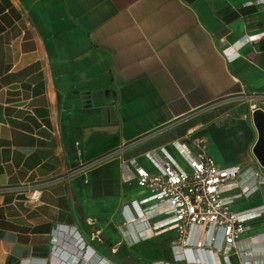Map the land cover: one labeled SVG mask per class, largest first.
Wrapping results in <instances>:
<instances>
[{
  "label": "crops",
  "instance_id": "crops-1",
  "mask_svg": "<svg viewBox=\"0 0 264 264\" xmlns=\"http://www.w3.org/2000/svg\"><path fill=\"white\" fill-rule=\"evenodd\" d=\"M263 27L259 0H0V264H198L173 231L126 220L147 195L132 159L153 170L163 148L183 165L197 139L239 168L236 211L262 207L247 95L264 110V44L221 49ZM209 257L264 264V218Z\"/></svg>",
  "mask_w": 264,
  "mask_h": 264
},
{
  "label": "built area",
  "instance_id": "built-area-1",
  "mask_svg": "<svg viewBox=\"0 0 264 264\" xmlns=\"http://www.w3.org/2000/svg\"><path fill=\"white\" fill-rule=\"evenodd\" d=\"M259 4L264 7V0H259ZM254 43L264 44V27L223 47L221 52L227 59L237 58L245 45ZM247 97L253 102V112L257 107V95ZM179 153L186 167L179 164L163 148L160 149V156L157 152L148 153L155 165L153 170L145 168L134 159L130 160L134 165L132 178L139 187L146 190L147 195L133 202L140 212L136 215L131 213L130 217L126 215V220L148 222L157 233L173 231L176 236L171 241L173 247L190 252L198 264L201 263L197 254L202 248L205 264H211L210 255L217 254L227 258L237 248L238 242L251 231L252 222L264 218V205L247 212L234 209L236 197L241 195L232 193L237 187L236 179L240 170L237 167H221L206 152L203 139H197L192 144H181ZM41 192L42 187L39 185L30 187L27 201L39 202ZM252 192L246 190L242 194L250 195ZM126 208L130 206L125 205L124 209ZM69 233L73 234L71 238L75 237L77 249H89L90 246L76 228H71Z\"/></svg>",
  "mask_w": 264,
  "mask_h": 264
},
{
  "label": "water",
  "instance_id": "water-1",
  "mask_svg": "<svg viewBox=\"0 0 264 264\" xmlns=\"http://www.w3.org/2000/svg\"><path fill=\"white\" fill-rule=\"evenodd\" d=\"M252 119L258 131V139L252 152L258 163L264 167V110L256 107L252 112Z\"/></svg>",
  "mask_w": 264,
  "mask_h": 264
},
{
  "label": "rangeland",
  "instance_id": "rangeland-1",
  "mask_svg": "<svg viewBox=\"0 0 264 264\" xmlns=\"http://www.w3.org/2000/svg\"><path fill=\"white\" fill-rule=\"evenodd\" d=\"M183 166H185L186 167V163L184 162L183 163ZM246 202V200H242L241 201V205H243L244 203ZM240 208V206H239V202H237L235 205H234V209L235 210H238ZM111 249H112V247H111ZM113 250V249H112ZM117 250V249H116ZM140 262V261H139ZM137 264V263H136Z\"/></svg>",
  "mask_w": 264,
  "mask_h": 264
},
{
  "label": "bare ground",
  "instance_id": "bare-ground-1",
  "mask_svg": "<svg viewBox=\"0 0 264 264\" xmlns=\"http://www.w3.org/2000/svg\"><path fill=\"white\" fill-rule=\"evenodd\" d=\"M200 251H201V252L199 253L200 255L197 254V256H203V255H202V248L200 249ZM205 261H206V258H205L204 256L202 257L201 260L199 259V262H200L201 264H203V263L205 264ZM105 264H107V263H105Z\"/></svg>",
  "mask_w": 264,
  "mask_h": 264
}]
</instances>
